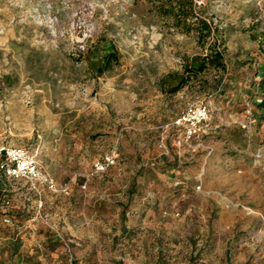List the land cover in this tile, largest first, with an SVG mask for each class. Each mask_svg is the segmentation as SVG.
Returning a JSON list of instances; mask_svg holds the SVG:
<instances>
[{
	"label": "rangeland",
	"instance_id": "374dc122",
	"mask_svg": "<svg viewBox=\"0 0 264 264\" xmlns=\"http://www.w3.org/2000/svg\"><path fill=\"white\" fill-rule=\"evenodd\" d=\"M160 1L0 0V264H264V0Z\"/></svg>",
	"mask_w": 264,
	"mask_h": 264
},
{
	"label": "built area",
	"instance_id": "2783aa9c",
	"mask_svg": "<svg viewBox=\"0 0 264 264\" xmlns=\"http://www.w3.org/2000/svg\"><path fill=\"white\" fill-rule=\"evenodd\" d=\"M211 118L210 111L206 105H200L193 109H189L187 112L183 114L180 118L176 120V125L179 127H183L182 135L176 140V144L182 147H188L193 149L195 147H199L201 145V139L208 134V131L212 128L211 126ZM23 153L22 149H0V167L4 168L5 164L2 163V159L12 160L17 156ZM115 162L114 155L106 156V165H110ZM23 164L27 167V169L35 173V166L33 161L27 162L24 161ZM96 167L98 169H104V165L101 163H96ZM11 171V169H10ZM13 171H16L15 169ZM48 185L52 190H55L56 186L51 181L48 180ZM3 221L6 223L10 222L8 216L3 218Z\"/></svg>",
	"mask_w": 264,
	"mask_h": 264
},
{
	"label": "trees",
	"instance_id": "16d2710c",
	"mask_svg": "<svg viewBox=\"0 0 264 264\" xmlns=\"http://www.w3.org/2000/svg\"><path fill=\"white\" fill-rule=\"evenodd\" d=\"M194 0H164L160 1V8H162L161 12L165 15L172 16L176 22L177 26H186L188 30L191 29L192 26H196L194 24H198L201 26L200 29V37L207 38L211 35L212 27L211 25L205 20L196 18V21H192L194 18L193 15V7H194ZM196 22V23H195ZM116 59V54L114 52H110L107 55V61ZM210 64H214L215 66L225 69V63L223 60V52L222 51H211L208 53L202 61L199 63L198 68L195 69L191 67L189 71H204ZM260 85L264 88V79L260 81ZM178 87L174 89L177 91ZM264 90V89H263ZM261 107H264V98L262 103L260 104Z\"/></svg>",
	"mask_w": 264,
	"mask_h": 264
}]
</instances>
